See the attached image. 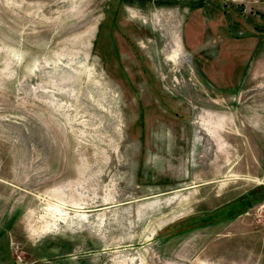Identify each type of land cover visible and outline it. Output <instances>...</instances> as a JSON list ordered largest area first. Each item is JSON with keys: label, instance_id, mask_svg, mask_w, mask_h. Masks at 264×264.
Wrapping results in <instances>:
<instances>
[{"label": "rangeland", "instance_id": "1", "mask_svg": "<svg viewBox=\"0 0 264 264\" xmlns=\"http://www.w3.org/2000/svg\"><path fill=\"white\" fill-rule=\"evenodd\" d=\"M0 264H264V0H0Z\"/></svg>", "mask_w": 264, "mask_h": 264}, {"label": "bare ground", "instance_id": "2", "mask_svg": "<svg viewBox=\"0 0 264 264\" xmlns=\"http://www.w3.org/2000/svg\"><path fill=\"white\" fill-rule=\"evenodd\" d=\"M173 48V47H172Z\"/></svg>", "mask_w": 264, "mask_h": 264}]
</instances>
